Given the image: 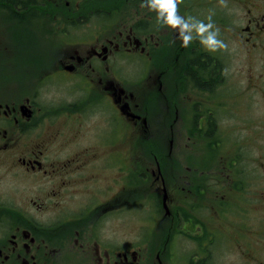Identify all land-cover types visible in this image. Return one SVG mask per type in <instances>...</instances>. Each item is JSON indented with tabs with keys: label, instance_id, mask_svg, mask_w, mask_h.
Returning <instances> with one entry per match:
<instances>
[{
	"label": "flooded vegetation",
	"instance_id": "obj_1",
	"mask_svg": "<svg viewBox=\"0 0 264 264\" xmlns=\"http://www.w3.org/2000/svg\"><path fill=\"white\" fill-rule=\"evenodd\" d=\"M142 3L0 0V264H264V0H183L215 52ZM164 128L165 259L131 231L133 137Z\"/></svg>",
	"mask_w": 264,
	"mask_h": 264
},
{
	"label": "rangeland",
	"instance_id": "obj_2",
	"mask_svg": "<svg viewBox=\"0 0 264 264\" xmlns=\"http://www.w3.org/2000/svg\"><path fill=\"white\" fill-rule=\"evenodd\" d=\"M117 23H119L122 16H115ZM122 62L132 61L134 65L139 67L140 60H132L129 58H119ZM137 75H133L132 85L135 87L142 79L141 70ZM128 72V71H126ZM156 129L154 133H149V139H156ZM164 137L163 144H157L152 147H146L142 143L143 133H138L133 137V153L137 157L132 164V243L143 240L142 246L148 251L154 253L164 252L166 247V238L172 231L171 220H166L159 225L161 217L164 215L161 205L157 203L155 193L153 190L154 179L151 176L152 170H157V161L155 157L160 160L162 172L165 178V184L168 190L173 191V147H172V132L164 128L161 134ZM137 143V145H134ZM159 162V161H158ZM162 190V185H161ZM163 194V193H162ZM162 199V196H161ZM158 220V221H157ZM120 233L124 234V229L120 228ZM136 247H141L136 246ZM173 251V246L170 244L167 253ZM167 253L164 254L163 259L166 258ZM225 259L223 264H231L233 260ZM172 261H169L171 263ZM168 264V263H167Z\"/></svg>",
	"mask_w": 264,
	"mask_h": 264
},
{
	"label": "clouds",
	"instance_id": "obj_3",
	"mask_svg": "<svg viewBox=\"0 0 264 264\" xmlns=\"http://www.w3.org/2000/svg\"><path fill=\"white\" fill-rule=\"evenodd\" d=\"M226 7V0H219ZM183 0H144L141 7L156 13V21L161 27H168L177 31L176 39L182 41V47L187 48L194 39L208 51L226 49L227 45L220 39L219 29L211 22L196 21L193 17L184 18L178 14L179 5Z\"/></svg>",
	"mask_w": 264,
	"mask_h": 264
}]
</instances>
